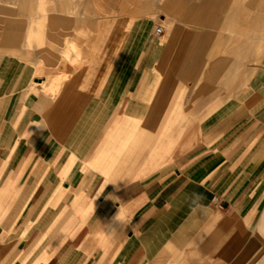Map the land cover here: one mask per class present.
Wrapping results in <instances>:
<instances>
[{"label": "crops", "instance_id": "obj_1", "mask_svg": "<svg viewBox=\"0 0 264 264\" xmlns=\"http://www.w3.org/2000/svg\"><path fill=\"white\" fill-rule=\"evenodd\" d=\"M185 3L201 23L225 15L230 70L264 54V0L162 7ZM195 39L183 22L111 21L61 88L0 50L5 264H264V92L214 90Z\"/></svg>", "mask_w": 264, "mask_h": 264}, {"label": "rangeland", "instance_id": "obj_2", "mask_svg": "<svg viewBox=\"0 0 264 264\" xmlns=\"http://www.w3.org/2000/svg\"><path fill=\"white\" fill-rule=\"evenodd\" d=\"M60 1L14 0L12 4L0 0V50L35 65L36 75L46 77L49 86L56 84V88H61L84 67L109 22L155 18L159 22H183L195 28L193 51L202 56V71L214 77V90L222 92L223 96L232 92L239 95L264 92V54L253 58L245 55L238 70H230L233 57L227 47L237 43L229 40L228 31L213 25L224 18L222 13H211L204 19L207 22L201 23L188 3L170 14L163 10L162 0H135L139 7L133 6L132 0H111L110 4L108 0H66L70 4L68 10L60 8ZM241 19V25L235 29L244 35L246 16L242 15ZM14 24L18 26V39L9 46L7 28ZM66 43H74L77 48L78 58L74 55L71 63L60 56ZM217 66H222L221 73H215ZM225 72H230L227 79ZM54 73L57 76H53ZM3 245L0 242V264H5L1 256Z\"/></svg>", "mask_w": 264, "mask_h": 264}, {"label": "clouds", "instance_id": "obj_3", "mask_svg": "<svg viewBox=\"0 0 264 264\" xmlns=\"http://www.w3.org/2000/svg\"><path fill=\"white\" fill-rule=\"evenodd\" d=\"M77 56L78 58V52L76 45L74 43H66L65 49L60 53V56L63 60L72 62L73 56ZM121 213L119 212L118 216L116 219H121ZM262 220H264V217H262ZM259 234L262 238H264V224L258 225L256 232L254 234Z\"/></svg>", "mask_w": 264, "mask_h": 264}, {"label": "bare ground", "instance_id": "obj_4", "mask_svg": "<svg viewBox=\"0 0 264 264\" xmlns=\"http://www.w3.org/2000/svg\"><path fill=\"white\" fill-rule=\"evenodd\" d=\"M241 4H242V3H241ZM255 4H256V3H255ZM238 6H239V5H238ZM238 6H237L236 8H238ZM247 6H248V5H247ZM254 7H255V6H254ZM232 8H233V7H232ZM234 8H235V7H234ZM248 8H249V7H248ZM232 10H233V9H232ZM239 10H240V9H239ZM242 10H243V9H242ZM243 11H245V10H243ZM236 12H237V11H236ZM240 12H241V10H240ZM240 12L238 11V13H235L236 16H237V14H240ZM229 13H230V12H229ZM242 13H243V12H241V15H242ZM250 13H251V12H250ZM231 14L233 15V12H232ZM228 16H229V15H228ZM239 16H240V15H239ZM259 16H260V15H259ZM262 16H263V15H262ZM247 17H248V16H247ZM255 17H256V16H255ZM255 17H254V18H255ZM232 19H233V18H232ZM234 19H235V18H234ZM256 19H257V18H256ZM247 20H249V19H247ZM257 20H259V18H258ZM263 21H264V19H263ZM255 22H256V21H255ZM240 24H241V23H240ZM232 25H233V24H232ZM232 27H233V26H232ZM238 27H239V25H238ZM234 30H235V29H234ZM260 30H261V29H260ZM260 30H259V31H260ZM239 32H240V31H239ZM254 32H255V31H254ZM256 32H257V31H256ZM263 34H264V33H263ZM250 37H251V36H250ZM250 39H251V38H250ZM246 46H247V45H246ZM250 46H251V44H250ZM242 47H243V46H242ZM251 47H252V46H251ZM244 48H245V46H244ZM244 48H243V49H244ZM235 49H236V48H235ZM235 49H234V50H235ZM251 49H252V48H251ZM240 50H241V49H240ZM240 50H239V51H240ZM239 51H238V52H239ZM245 51H246V50H245ZM245 51H242V52L244 53ZM243 53H242V54H243ZM236 54L238 55V53H236ZM249 54H250V53H249ZM239 55H241V53H240ZM243 55H244V54H243ZM243 55H242V57H243ZM236 57H237V56H236ZM237 58H238V57H237ZM237 60H240V58H238ZM237 60H236L235 62H239V61H237ZM241 60H242V59H241ZM241 60H240V61H241ZM235 62H234V63H235ZM239 63H240V62H239ZM210 78H211V77H210ZM212 80H213V79H212Z\"/></svg>", "mask_w": 264, "mask_h": 264}, {"label": "built area", "instance_id": "obj_5", "mask_svg": "<svg viewBox=\"0 0 264 264\" xmlns=\"http://www.w3.org/2000/svg\"><path fill=\"white\" fill-rule=\"evenodd\" d=\"M162 34H164V28L162 26L157 27L155 30V36H160Z\"/></svg>", "mask_w": 264, "mask_h": 264}]
</instances>
